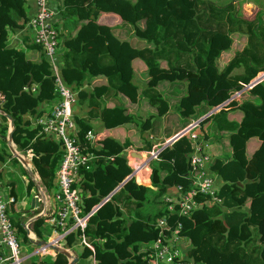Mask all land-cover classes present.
<instances>
[{"label":"trees","instance_id":"obj_1","mask_svg":"<svg viewBox=\"0 0 264 264\" xmlns=\"http://www.w3.org/2000/svg\"><path fill=\"white\" fill-rule=\"evenodd\" d=\"M253 1L255 9L245 15L243 0H61L60 13L73 17L76 29L63 41L60 71L76 96H86L79 87L85 78L100 75L107 83L92 87L90 100L97 90L106 92L109 84L136 101L139 88L131 81V60L139 59L148 74L147 87L141 90L145 98L160 100L154 90L160 81L187 80L190 88L199 92L201 102L193 104L198 97L189 100L185 92L178 98V112L196 120L200 113L210 111L198 120L208 121V133H213L210 128L219 117H226L225 107L213 109L224 100L242 113L228 135L230 155L226 159L210 158V170L223 180L216 188L221 201L205 204L188 215L179 213L176 207L167 210L161 197L166 185L186 188L190 184L188 174L173 167L174 162L187 161L193 148L186 134L160 151L151 167L153 189L129 177L109 194L119 180L106 166L110 150L99 139L92 138L90 146L84 137L90 127L85 119H76L79 141L91 155L78 169V179L73 183L80 187L82 212L105 198L89 214L82 230L84 240L94 245L95 264H147L150 243L158 234L156 222L162 216L167 227L176 229L181 246L187 247L174 264H264V199L248 211L240 205L244 199L264 195V78L242 89L238 98L228 99L264 69V0ZM102 14L114 15L119 22H104ZM26 18L25 0H0V92L4 95L0 136L6 133L8 115L13 120L12 141L18 149L32 151L33 169L52 194L61 144L39 132L29 120L42 112V102H55L57 98L47 61L36 43L31 42L39 50V58L31 60L23 49L8 46L6 41L7 28L22 26ZM126 25L132 27L130 35L137 39L135 46L130 43L132 39H123L113 31L125 30ZM140 42L142 46L138 47ZM233 45L231 56L220 66V55ZM237 68L240 71H234ZM200 80L205 83L199 84ZM32 83L35 91L30 90ZM124 109L113 106L106 114L113 116ZM26 114L30 117L24 118ZM101 116L106 128L130 119L128 114L115 119ZM252 137L258 143L247 154L246 145ZM160 170L164 172L158 178ZM86 186L93 189V194L87 195ZM121 209L129 215L128 221ZM41 223V217L34 219L35 231ZM79 233V229L66 232L62 237L64 246L69 247ZM88 253L84 247L81 255ZM66 261V255L56 251L52 264Z\"/></svg>","mask_w":264,"mask_h":264},{"label":"crops","instance_id":"obj_2","mask_svg":"<svg viewBox=\"0 0 264 264\" xmlns=\"http://www.w3.org/2000/svg\"><path fill=\"white\" fill-rule=\"evenodd\" d=\"M48 4L55 10L53 24L57 29V50L62 60L61 55L65 50L63 41L66 37H69L75 32V20L71 16H65L60 13L61 0H48ZM246 5V8L244 5L242 6V13L250 15L255 9V5L253 4L251 7L249 3H246ZM34 10L35 5L33 0H25L26 16H29ZM110 17L112 18V20L109 21L111 25L119 22L118 18L114 15H110ZM113 31L123 39H132L130 43L135 46L137 39L134 37L131 38L130 34L133 31L131 26L129 27L126 25L125 30L115 28ZM6 39L8 46L21 48L29 59L38 60L39 50L32 46L23 25L7 28ZM137 46H142V43L140 42ZM234 47L233 45L231 49L220 55L218 59L220 66L231 56ZM131 68V81L139 88L136 101H131L109 84L106 92L100 93L101 91L97 90L95 97L90 100L88 94L91 92L92 87H101L107 83L102 76L97 75L91 78H85L80 84L79 87L85 91L86 96L81 99L80 96L77 95L76 101L72 106V115L75 119H85L90 130L94 134L93 139L101 140L102 145L110 150V156L106 166L111 174L113 173V175L119 177L118 184L120 186L125 179L132 177L135 183L147 185L153 189L154 185L151 184L150 178L151 167L155 164L159 156L155 159L149 158V150L153 148V146L161 144L171 138L176 131L194 119L192 115L182 116L178 112V98L185 92H187L189 100L196 99L200 94H198L199 92L197 89L190 88L188 81L185 79L179 82L160 81L154 87V90L160 94V100L151 99L148 101L141 92V90L147 87L148 74L146 66L139 59H132ZM234 71H240V68ZM204 83L205 82L202 80L199 82V84ZM201 98V96L198 97V100L193 101V104L198 105V103L201 102ZM245 98L252 99L256 102L258 101L257 98L250 96H245ZM53 103L52 101L42 102L39 105V109L42 112L48 111ZM113 106L124 107V112L121 111V113L113 116L106 114L107 110ZM222 106L228 110L226 117L221 116L217 119L215 122L217 124L210 128L213 129L212 134L207 132L208 128L206 129L208 121L198 123L197 127L194 128V132L198 135V142L201 146V150L207 152L211 159L214 157L226 159L230 155L231 149L228 143V135L233 128V123L238 122L242 114L240 111H236L232 106L228 105L227 101H224ZM101 109L103 111L100 112ZM209 112L210 111L200 113L197 119H201ZM102 114H105V117L108 119H115L117 115L121 117V115L128 114L130 119L106 128L103 123L104 118L101 116ZM26 117L29 118L30 116L26 114L24 118ZM29 120L32 123V117H30ZM10 129L11 126L9 129H6V133H8ZM217 131L220 134L217 133ZM214 134H217V137L214 138ZM257 143L255 137L248 140L246 145L247 154L251 153ZM169 144L170 142L167 145ZM2 145H4L5 148H9V141L5 139V136H0V176L2 192L5 196L11 195L13 197V200L7 204V213L17 227L24 264H52L56 251L50 250L44 254H38L34 251L38 246L37 240H48L58 233V229L54 225L57 203L50 199L48 204H44V200L41 202V200L37 198V196L42 197V192L37 184H39L40 187L42 184L33 166H23L21 162L10 155V152L5 153ZM14 145L16 146L15 143ZM15 161L21 169L14 166L13 163ZM186 162V160L174 162L173 167L176 171L188 174ZM136 164H141V167L135 173L131 174ZM163 172V170L158 172V178L162 176ZM213 175L214 186L217 188L223 180L214 172ZM76 179H78V175ZM76 188L78 192H80V187L78 185ZM85 188L87 190V195L93 194L92 188L89 186ZM164 193L174 195L175 185H166ZM263 199L264 195L253 199H244L243 202L240 203L241 209L248 211ZM202 203V205L209 204L204 201ZM93 206H96V204L92 205L90 208ZM121 211L124 213L122 209ZM38 217H41L42 223L37 225V230L35 231L33 228V221ZM124 217L127 221L130 219L129 215L125 213ZM24 223H27L28 228L24 227ZM101 240L102 239H98L97 241ZM63 242L64 240L61 238L59 247L68 251L71 256H77L74 263L95 264L93 243L85 241L80 235L75 236L69 247L64 246ZM84 247L89 251L87 255H81ZM186 248V246H182L181 250L183 253ZM66 257V264H68L71 257Z\"/></svg>","mask_w":264,"mask_h":264},{"label":"built area","instance_id":"obj_3","mask_svg":"<svg viewBox=\"0 0 264 264\" xmlns=\"http://www.w3.org/2000/svg\"><path fill=\"white\" fill-rule=\"evenodd\" d=\"M33 2L35 10L27 16L23 27L29 36L30 42L38 44L41 48L43 57L47 61L53 92L57 98L48 111L32 116V124L38 126V131L44 135L59 140L62 150L52 178L54 185L52 194H49L43 186L40 187L37 184L42 192V197L37 196V198L41 202L44 200V204H48L50 199L57 203L54 225L57 227L58 233L48 241L59 246L63 235L72 229H79V235L83 239L84 233L82 230L85 227L87 217L98 203L87 212H82L80 195L76 186L73 185L77 178L78 169L86 165L91 155L89 151L83 150L85 146L81 145L79 141L77 121L72 115V106L77 98L76 91L72 85L64 81L60 71L62 60L57 50V29L53 24L55 10L49 6L48 0H33ZM262 78H264V69L258 71L241 89L234 91L228 99L238 98L242 89L250 87L256 80L259 81ZM35 88L36 85L32 83L30 90L35 91ZM3 102L4 95L0 92V114H3ZM222 103L214 108H219ZM6 119L7 128L9 129V119ZM197 125L198 121H190L176 131L171 138L149 150V158L155 159L169 142L181 135L186 134L192 142L193 148L188 153L187 158L189 186L182 188L181 185L176 184L174 195L164 193L162 196L166 202L167 210L171 211L176 207L179 213L187 215L203 206V201L209 204L221 201V198L216 195L214 175L209 168L210 156L207 152L201 150L198 135L194 132ZM4 136L9 141L10 155L21 162L23 166L32 167V151L29 148L24 151L19 150L12 139L7 137V133ZM84 137L92 146V131L87 130ZM140 167L141 164H136L131 174L139 170ZM12 200L11 195L5 196L3 194L0 176V264H24L18 232L7 213V204ZM156 226L159 228L158 234L150 243L151 251L147 254V264H174L176 259L183 255L176 229L172 230L171 227H167L163 216L157 219ZM24 227L28 228L27 223H24ZM50 250L52 249L43 244L38 245L34 252L44 254ZM192 264L204 263L192 262Z\"/></svg>","mask_w":264,"mask_h":264},{"label":"water","instance_id":"obj_4","mask_svg":"<svg viewBox=\"0 0 264 264\" xmlns=\"http://www.w3.org/2000/svg\"><path fill=\"white\" fill-rule=\"evenodd\" d=\"M258 80H256V82H257ZM225 101V100H224ZM224 101H223V103H224ZM227 101V100H226ZM222 103V104H223ZM6 117L9 119V124H10V126H11V129L13 128V120H12V118L10 117V116H8V115H6ZM200 119V118H199ZM199 119H196V121H198ZM11 129L9 130V132L7 133V137L9 138V139H11ZM117 186V187H116ZM110 192H109V194H111L115 189H117L120 185L119 184H117ZM108 194V195H109ZM34 199V198H33ZM105 198H103L98 204H100L103 200H104ZM97 204V205H98ZM37 244L38 245H46L47 247H49V248H51L52 250H54V251H59V252H62L64 255H66V256H70L71 257V259H70V261L68 262V264H74V261H76V259H77V256L76 255H74V256H71L70 255V253L68 252V251H66V250H64V249H62L61 247H59L58 245H55V244H52L51 242H49L48 240H43V239H40V240H37Z\"/></svg>","mask_w":264,"mask_h":264},{"label":"rangeland","instance_id":"obj_5","mask_svg":"<svg viewBox=\"0 0 264 264\" xmlns=\"http://www.w3.org/2000/svg\"><path fill=\"white\" fill-rule=\"evenodd\" d=\"M246 3H249V4H250V7H251L253 4L255 5V3H254L253 0H243L241 6L244 5V7L246 8V6H247ZM110 15H111V14H102V15L100 16V18H101V20H103L104 22L109 23V21L112 20V18L110 17ZM115 17H116V16H115ZM5 134H6V133H5ZM2 148L4 149V152H5V153H9V152H10L8 147L5 148V146L2 145ZM20 152H21V151H20ZM13 164H14V166H17L18 169H21V168L19 167V165L17 164L16 161H15Z\"/></svg>","mask_w":264,"mask_h":264}]
</instances>
